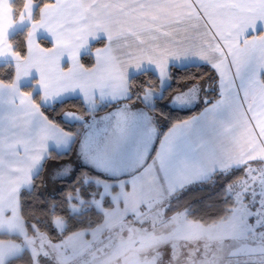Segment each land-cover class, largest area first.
Instances as JSON below:
<instances>
[{
  "label": "snow or ice",
  "instance_id": "1",
  "mask_svg": "<svg viewBox=\"0 0 264 264\" xmlns=\"http://www.w3.org/2000/svg\"><path fill=\"white\" fill-rule=\"evenodd\" d=\"M0 264H264V0H0Z\"/></svg>",
  "mask_w": 264,
  "mask_h": 264
},
{
  "label": "trees",
  "instance_id": "2",
  "mask_svg": "<svg viewBox=\"0 0 264 264\" xmlns=\"http://www.w3.org/2000/svg\"><path fill=\"white\" fill-rule=\"evenodd\" d=\"M151 77H148V76H141L140 77V80L139 82H144V81H147L148 79H150ZM173 87H175V85H173ZM73 104H78L79 102L78 101H72ZM70 105H65L64 106V109H67L68 107H70ZM62 109L61 108H58L57 111H61ZM199 109H196L195 111H198ZM195 114V112H189V111H182V112H173L172 115L173 117H182V118H187L191 115ZM164 130H167V122H165V129Z\"/></svg>",
  "mask_w": 264,
  "mask_h": 264
},
{
  "label": "crops",
  "instance_id": "3",
  "mask_svg": "<svg viewBox=\"0 0 264 264\" xmlns=\"http://www.w3.org/2000/svg\"><path fill=\"white\" fill-rule=\"evenodd\" d=\"M64 162H67V161H64ZM70 162L75 163V158L73 157Z\"/></svg>",
  "mask_w": 264,
  "mask_h": 264
}]
</instances>
